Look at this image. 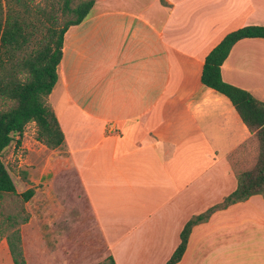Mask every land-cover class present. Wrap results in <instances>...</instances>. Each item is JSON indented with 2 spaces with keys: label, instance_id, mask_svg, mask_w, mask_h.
<instances>
[{
  "label": "crops",
  "instance_id": "obj_1",
  "mask_svg": "<svg viewBox=\"0 0 264 264\" xmlns=\"http://www.w3.org/2000/svg\"><path fill=\"white\" fill-rule=\"evenodd\" d=\"M164 1L96 0L65 34L48 99L63 171L76 173L116 264H166L185 224L236 190L234 162L254 138L202 73L229 33L264 27V0ZM221 73L264 102V39L238 41ZM178 264H264L263 198L195 226Z\"/></svg>",
  "mask_w": 264,
  "mask_h": 264
},
{
  "label": "trees",
  "instance_id": "obj_2",
  "mask_svg": "<svg viewBox=\"0 0 264 264\" xmlns=\"http://www.w3.org/2000/svg\"><path fill=\"white\" fill-rule=\"evenodd\" d=\"M71 4V0H65L62 11L66 17L62 21L56 13V4H52L53 11L48 13L30 10L26 0H0V99L14 103L9 109L0 111V203L6 196H19L25 203L35 196L34 188L17 193L3 161L4 152L15 141L21 143L19 139L29 124H36V140L48 149L59 150L64 146V132L48 99L58 82L65 34L70 27L80 25L88 18L95 0L82 2L74 8ZM246 38L264 39V27L247 26L229 33L207 56L202 83L231 101L259 143L257 162L253 169L238 176L236 190L222 203L192 217L185 224L180 244L166 264H178L182 260L193 228L208 222L217 211L254 196H261L264 200V102L250 92L224 82L221 73L234 45ZM27 221V217L20 219L19 214H9L7 228L0 229V241L6 239L14 264H27L18 228ZM109 259L111 264H116L112 256Z\"/></svg>",
  "mask_w": 264,
  "mask_h": 264
},
{
  "label": "rangeland",
  "instance_id": "obj_3",
  "mask_svg": "<svg viewBox=\"0 0 264 264\" xmlns=\"http://www.w3.org/2000/svg\"><path fill=\"white\" fill-rule=\"evenodd\" d=\"M30 10L53 11L62 21L65 0H26ZM89 0H71L72 7ZM96 1V0H95ZM5 10L7 7H4ZM67 19V18H66ZM13 102L0 99V111ZM37 126H27L21 143L15 141L3 154L17 193L35 189L27 203L19 196H6L0 203V229L7 228V216L19 214L28 221L18 225L27 264H111V250L82 192L76 173L63 171L68 148L51 150L36 143ZM18 140V137H17ZM234 162L235 177L253 169L259 155L255 138ZM0 264H14L6 239L0 241Z\"/></svg>",
  "mask_w": 264,
  "mask_h": 264
}]
</instances>
